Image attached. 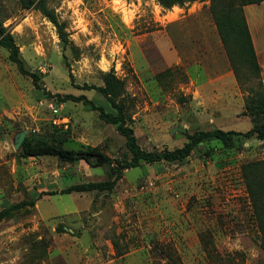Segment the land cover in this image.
Listing matches in <instances>:
<instances>
[{
    "label": "rangeland",
    "instance_id": "obj_1",
    "mask_svg": "<svg viewBox=\"0 0 264 264\" xmlns=\"http://www.w3.org/2000/svg\"><path fill=\"white\" fill-rule=\"evenodd\" d=\"M45 1L65 24L67 47L40 9L0 0V20L41 85L0 46V210L34 201L0 223V264H216L212 255L264 264L243 175L244 163L264 159V138L207 140L182 161L123 169L111 190L72 192L65 190L116 179L118 165L25 157L19 146L23 134L50 138L58 131L66 147H99L130 161L117 124L58 97L84 94L114 112L102 92L89 88L103 86L110 71L124 82L127 122L148 151L181 147L197 130L259 126L263 118L246 108L257 80L238 79L211 0L171 9L158 0ZM255 8L264 35V3ZM238 67L244 76L246 68ZM261 73L264 85L263 67Z\"/></svg>",
    "mask_w": 264,
    "mask_h": 264
},
{
    "label": "trees",
    "instance_id": "obj_2",
    "mask_svg": "<svg viewBox=\"0 0 264 264\" xmlns=\"http://www.w3.org/2000/svg\"><path fill=\"white\" fill-rule=\"evenodd\" d=\"M21 7L40 9L53 23L58 27L59 36L67 47L69 42V33L66 31L65 24L60 22L54 9L49 8L45 0H18ZM188 0H158L160 5L166 9H171L175 5H183ZM264 0H211L209 9L213 20L217 26L218 32L228 53V56L235 67L238 79H256L257 89L250 96L246 104L247 112L254 116H261L263 122L247 132H238L235 130L214 129L209 131L197 130L189 135L188 141L181 147L175 149H164L162 151H148L140 145L135 130L127 122V112L125 104L121 100L124 94V82L120 80L115 72L110 71L104 76L103 86H90L102 92L115 109L114 112L106 111L102 106L97 105L86 95L67 94L61 96L60 101L73 100L83 102L90 109L100 112V117L108 123L117 124L118 131L126 136L127 147L132 154L130 161L121 163L104 153L99 147L88 146L85 148L74 149L66 147V137L62 132L52 134L50 138L39 137L36 134L26 136L21 145V154L25 157H38L44 155L57 156L68 162L85 160L92 166H101L104 164H115L119 175L114 180L92 181L70 186L65 192L72 191H92V190H111L115 187L120 178L123 169L137 167L142 163L154 162H178L189 157L192 152L202 142L218 139L225 144L234 143L237 136L245 137L257 136L264 138V85L262 81V67L254 45L253 37L247 21L244 7L249 4L262 3ZM0 46L10 51L9 58L17 64L20 71L33 77L34 83L41 88L40 77L29 72L25 62L20 55V49L13 34L0 20ZM239 66L246 68L244 76L239 74ZM243 175L247 184L248 192L252 198L255 208L259 228L261 231V247L264 250V159L246 162L243 164ZM33 205L34 201H24L14 204L10 207L0 210V223L13 214L15 210L23 208L27 204ZM212 260L216 264H230L226 258H217L213 255Z\"/></svg>",
    "mask_w": 264,
    "mask_h": 264
},
{
    "label": "crops",
    "instance_id": "obj_3",
    "mask_svg": "<svg viewBox=\"0 0 264 264\" xmlns=\"http://www.w3.org/2000/svg\"><path fill=\"white\" fill-rule=\"evenodd\" d=\"M264 3V1L262 2ZM261 4V3H254V4H249L244 7L245 14L247 21L249 23L250 31L253 37L254 45L257 51V55L260 61V64L263 67V73H264V35L260 34V27L262 22L260 23L257 21V15H256V5ZM263 36V37H262ZM213 48H210L212 50Z\"/></svg>",
    "mask_w": 264,
    "mask_h": 264
},
{
    "label": "water",
    "instance_id": "obj_4",
    "mask_svg": "<svg viewBox=\"0 0 264 264\" xmlns=\"http://www.w3.org/2000/svg\"><path fill=\"white\" fill-rule=\"evenodd\" d=\"M25 138H26V134H23V135L21 136L20 140H19V146L22 145V143H23V141L25 140Z\"/></svg>",
    "mask_w": 264,
    "mask_h": 264
}]
</instances>
